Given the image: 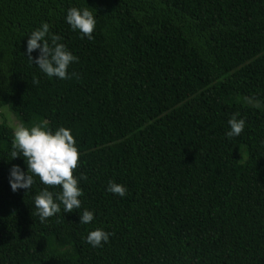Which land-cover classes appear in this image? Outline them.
I'll return each instance as SVG.
<instances>
[{
    "label": "trees",
    "instance_id": "16d2710c",
    "mask_svg": "<svg viewBox=\"0 0 264 264\" xmlns=\"http://www.w3.org/2000/svg\"><path fill=\"white\" fill-rule=\"evenodd\" d=\"M72 7L93 11L92 39ZM44 22L79 58L71 79L27 56ZM3 105L23 126L70 129L88 178L79 209L42 223L46 186L12 191L10 169H28L1 121L0 264H264V0H0ZM236 113L245 129L228 138ZM98 228L110 238L93 248Z\"/></svg>",
    "mask_w": 264,
    "mask_h": 264
},
{
    "label": "clouds",
    "instance_id": "9594fccd",
    "mask_svg": "<svg viewBox=\"0 0 264 264\" xmlns=\"http://www.w3.org/2000/svg\"><path fill=\"white\" fill-rule=\"evenodd\" d=\"M66 21L73 30L81 33V38L85 36L93 38L97 21L89 7L70 8ZM50 27L49 23L44 22L28 36L27 56L49 78L71 79L76 73L69 75V66L73 62H78L79 58L73 55L65 44L59 42L62 37L51 33ZM36 50H39V57L33 58L31 54ZM38 83V79L33 80V84ZM238 116L239 113L233 114L228 121L230 125V131L226 134L228 138L240 136L245 129V119H238ZM13 136L10 156L12 159L22 156L28 171L25 173L19 165H13L9 176L12 191L30 190L35 183L33 177H39L40 182L46 187L35 196L34 204L37 209L36 215L42 223L59 213L61 204L65 213L79 209L82 203L79 198L83 195L79 180L81 178L87 180L88 177L84 174L77 177L75 174L80 167V153L71 130L59 127L53 132L48 128V122L43 121L35 123L31 128L20 125L14 129ZM56 187L62 191L54 194L48 190ZM107 191L124 197L128 190L122 184L109 181ZM94 218V213L85 209L80 223L89 224ZM109 238L110 234L107 231L98 228L88 233L86 242L93 248H98L109 242Z\"/></svg>",
    "mask_w": 264,
    "mask_h": 264
},
{
    "label": "rangeland",
    "instance_id": "374dc122",
    "mask_svg": "<svg viewBox=\"0 0 264 264\" xmlns=\"http://www.w3.org/2000/svg\"><path fill=\"white\" fill-rule=\"evenodd\" d=\"M1 121L7 122V124L13 129V132L16 127L23 125L17 115L11 110L10 107H8V105H3L0 107V122ZM32 126L33 124L30 125L29 128Z\"/></svg>",
    "mask_w": 264,
    "mask_h": 264
}]
</instances>
